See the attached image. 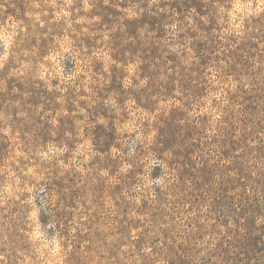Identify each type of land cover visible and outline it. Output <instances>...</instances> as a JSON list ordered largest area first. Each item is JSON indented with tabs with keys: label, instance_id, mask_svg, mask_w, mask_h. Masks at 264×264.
Masks as SVG:
<instances>
[{
	"label": "rangeland",
	"instance_id": "374dc122",
	"mask_svg": "<svg viewBox=\"0 0 264 264\" xmlns=\"http://www.w3.org/2000/svg\"><path fill=\"white\" fill-rule=\"evenodd\" d=\"M0 264H264V0H0Z\"/></svg>",
	"mask_w": 264,
	"mask_h": 264
}]
</instances>
